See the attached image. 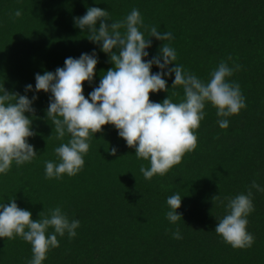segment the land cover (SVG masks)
<instances>
[{
    "label": "trees",
    "instance_id": "trees-1",
    "mask_svg": "<svg viewBox=\"0 0 264 264\" xmlns=\"http://www.w3.org/2000/svg\"><path fill=\"white\" fill-rule=\"evenodd\" d=\"M88 7L108 10L113 21L138 9L145 25L172 33L174 39L166 43L176 50L175 63L206 82L222 60L230 67L241 65L229 80L240 85L246 109L228 117L229 127L221 129L217 121L222 118L207 104L196 132L198 147L164 176L145 179L140 168L150 167L149 161L137 158L117 129L106 125L92 135L81 172L47 179L45 161L59 163L55 148L69 136L57 139L47 119L50 93H25V87H35L37 73L55 72L66 58L95 50L99 63L94 83L84 84L87 98L102 72L114 67L100 46L87 38L89 33L75 26L74 18ZM16 10L22 12L19 18L13 15ZM151 39L146 60L164 43ZM152 71L160 69L154 65ZM174 78V73L165 76L169 93H151L150 99L160 103L168 95L173 102L183 99L181 87L171 89ZM3 86L39 98L33 104L35 117L26 113L33 119L36 135L29 143L37 156L21 166L13 162L6 175L0 174V204L16 198L34 220L59 206L70 220L80 221L76 237L57 236L60 246L43 264H264V191L252 189L251 248L234 249L214 231L227 214V198L247 194L253 180L264 188V0H0ZM112 147L117 149L115 156ZM177 193L182 218L172 224L166 218L171 210L167 199ZM177 227L180 240L172 236ZM31 259L28 242L0 238V264H27Z\"/></svg>",
    "mask_w": 264,
    "mask_h": 264
},
{
    "label": "clouds",
    "instance_id": "clouds-1",
    "mask_svg": "<svg viewBox=\"0 0 264 264\" xmlns=\"http://www.w3.org/2000/svg\"><path fill=\"white\" fill-rule=\"evenodd\" d=\"M13 15L19 18L22 12L16 10ZM74 20L75 26L82 32L87 31V38L108 55L114 67L102 72L99 85L87 98L84 84L94 83L99 63L95 50L91 54L82 53L79 58H66L64 66L55 72L37 73L34 88L32 84L26 85L25 93H50L47 119L54 125L57 139L69 136L67 142L55 148L59 163L45 161L47 179H61L65 174L75 176L81 172L92 135L103 132L106 125L117 129L126 145L135 149L137 158L149 161L150 167L140 168L145 179L164 176L198 147L196 132L205 118L207 104H211L216 115L222 118L217 121L221 129L229 127L228 117L246 109L240 85L229 80L241 65L230 67L222 60L207 82L200 79L175 63L176 50L166 43L174 39L172 33L145 25L138 9L133 8L123 20L113 21L108 10L88 7L83 16ZM144 32L148 33L147 37ZM152 37L164 43L157 55L146 60ZM231 59L229 56L228 60ZM154 65L159 72L153 73ZM173 73L171 89L181 87L183 99L173 102L168 95L162 103L152 101L151 93H169L165 76L171 77ZM173 95L178 93L173 92ZM38 98L33 95L30 99L26 94L9 92L4 86L0 88V174L6 175L13 162L21 166L31 163L37 156L35 147L29 143V138L36 135L33 119L26 113L35 117L33 104ZM110 153L115 156L117 149L112 147ZM252 189L264 191L253 180L247 194L227 198V214L218 220L214 230L234 249H248L255 242L254 235L248 231V216L255 210ZM213 199H218V195ZM167 205L171 210L166 218L177 224L182 218L177 212L182 206L181 196L171 195ZM39 216L34 220L32 212L21 208L16 198L0 204V238L20 237L28 242L32 259L27 264H43L48 253L60 246L57 236L67 233L72 239L80 227V221L70 220L59 206L47 214L42 211ZM49 229L53 231L49 233ZM172 236L177 240L183 238L179 227Z\"/></svg>",
    "mask_w": 264,
    "mask_h": 264
}]
</instances>
